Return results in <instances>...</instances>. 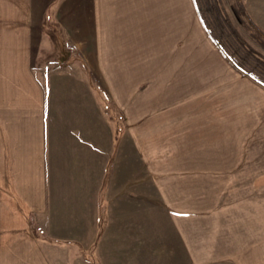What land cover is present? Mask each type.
Returning a JSON list of instances; mask_svg holds the SVG:
<instances>
[{
  "label": "crops",
  "instance_id": "1",
  "mask_svg": "<svg viewBox=\"0 0 264 264\" xmlns=\"http://www.w3.org/2000/svg\"><path fill=\"white\" fill-rule=\"evenodd\" d=\"M189 1L202 24L186 48L206 39L216 53L181 52L182 0H8L14 21L40 24V48L55 47L39 72L20 49L0 54V264H210L256 251L259 203L242 197L230 214L228 189L229 173L257 185L260 151L246 152L242 128L259 123L264 86L230 60L237 29L219 0L204 15ZM244 5L264 33V0Z\"/></svg>",
  "mask_w": 264,
  "mask_h": 264
},
{
  "label": "rangeland",
  "instance_id": "2",
  "mask_svg": "<svg viewBox=\"0 0 264 264\" xmlns=\"http://www.w3.org/2000/svg\"><path fill=\"white\" fill-rule=\"evenodd\" d=\"M185 1L186 0H182L181 12H180V22H179V24H181L182 26L181 52L189 53L190 51V52H195V53H201V52L207 51L211 53H216V50L214 49L215 47L209 44L206 39L204 41H201V39L197 38V46H196L197 48L195 50H188L186 48L188 46L187 36L189 37V34L187 35L188 32L187 33L185 32L188 31V28L193 27L194 24H197L198 30H201L200 24L202 23H201L200 16L198 12L196 11V9L193 7L191 1L189 0L187 2ZM244 1L246 2V0H219L220 5L224 10L223 15L225 14L226 16H228V18L232 21V24L237 29L236 31L239 32V35L244 40V42L248 46L253 48V50L256 53L264 56V33L255 24H252V21L248 13H246ZM215 2H217V0ZM242 3L244 5L243 12H242V7L241 9L239 7V4L242 5ZM12 9H13V6L12 4L8 3V0H0V54L1 53H11L14 51H18V49H20L19 51H21V55L25 57H29V60H30V61L22 60L21 61L22 65L31 64L33 65L34 70L36 72H39L40 70H44L43 63L45 61L43 59H40V58H43L44 56L42 48L44 49L45 52L50 54L51 52L54 51L55 46L54 45L50 46L48 50H45L44 47L40 48V46L38 45L39 38L41 35L39 33L40 24H33L31 21H29L28 18H30V15L27 12L22 13V21H14L13 20L14 13L12 12ZM166 24H167V21H166ZM175 24H176V19H175ZM55 36L58 37V35H55ZM14 38L15 39L20 38L21 44L20 45L13 44V42H16ZM64 42H65V39H64ZM62 44H63V40L61 39L60 41L58 39L57 48L59 50H61L60 45ZM37 49L38 50L41 49V52H42V55H37L38 57L36 56L38 59L34 57ZM228 49L229 50L226 49L227 50L226 52L230 60L232 61V63L235 64V62H238V60H240V56L238 52L234 49V47H229ZM76 58H78V55H75V59ZM197 61H196L197 64H199L200 62L204 63V61L200 60V56H198ZM248 76L252 78V80H254L256 83L257 82L260 83L261 81L260 80L261 77L257 73H254L253 75H248ZM230 79L237 81V78L233 77L232 75L230 76ZM237 84H238L239 90L242 89L243 87V89L248 92V93L245 92L247 95L246 97V102H247L249 100L248 96L252 95L251 87L248 90V87L244 86V84H240L239 82ZM236 87L230 85V88H229L230 92H231V89L235 90ZM260 92L262 91L260 90ZM256 94H258L257 89H255V95ZM236 95L237 93L235 91L231 92L230 100L231 99L237 100L239 96L236 97ZM259 96H260L259 98L260 114L256 113L255 115L256 117L254 119V121L256 120L259 123L254 124L253 126L244 124L242 128L245 134V136H242L244 139L243 148L246 150V152L251 149H252L251 151H254V150L256 152L260 151V155L257 154V156L259 157H256V162L257 164L260 165V168H261L258 181H257V185L255 184V187H252L251 186L252 184L251 185L248 184L249 183L247 182L248 180H245V182H240L237 179V176H239L238 174L229 173V189H228L229 190L228 197L230 198V204L228 205V207H229L230 214L238 213L239 211L237 210V208L241 206L243 207L242 204L238 205V203H234L236 200L238 201L242 197L245 200L255 199V203L256 202L259 203V205L255 204L256 210L255 212H253V213L260 214L259 246H257V244L255 243L256 251L254 252H240V253L231 252V253L224 254L223 257L224 258L228 257L227 259H224L222 261H214L210 264H264V93L262 92L261 95ZM255 106L257 108V103L255 104ZM246 112L248 113L244 115L245 117L252 116L253 111L247 110ZM238 115H242V113ZM259 116L260 118H258ZM234 127L235 126H233V128ZM230 134H232V130H230ZM248 156L249 155L245 156V160H246L245 165L249 169L253 167L252 164H253L254 159ZM248 174L249 173H242L241 175H243V177H246ZM223 194H224V189H223ZM5 195L10 196V194H7L6 190L3 188V183L2 184L0 183V200L2 204H4L3 203L4 201L1 198H3V196ZM244 205L245 207L242 212H248L246 210L247 203ZM233 208H235L236 211L231 212ZM249 212L251 213L252 210ZM36 225L37 223L33 216L32 217V228L34 229V231H36V228H37ZM247 236L248 234H245L243 236L245 239L243 244L246 248H252L251 247V245L253 244V242H251L252 236L251 237H247Z\"/></svg>",
  "mask_w": 264,
  "mask_h": 264
},
{
  "label": "trees",
  "instance_id": "3",
  "mask_svg": "<svg viewBox=\"0 0 264 264\" xmlns=\"http://www.w3.org/2000/svg\"><path fill=\"white\" fill-rule=\"evenodd\" d=\"M203 0V4L199 5V9L204 15L203 8L206 7ZM205 9V8H204ZM231 24H229L230 26ZM232 26V25H231ZM231 35L229 37V42H231L234 49L238 52L240 60L235 62L240 70H242L247 75H253L257 73L261 78L260 83L264 86V56L256 53L253 48L248 46L240 35L232 27L230 28ZM236 53V52H235Z\"/></svg>",
  "mask_w": 264,
  "mask_h": 264
}]
</instances>
